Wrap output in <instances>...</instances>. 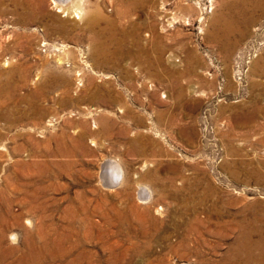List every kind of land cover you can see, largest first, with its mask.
Masks as SVG:
<instances>
[{
	"label": "rangeland",
	"instance_id": "374dc122",
	"mask_svg": "<svg viewBox=\"0 0 264 264\" xmlns=\"http://www.w3.org/2000/svg\"><path fill=\"white\" fill-rule=\"evenodd\" d=\"M83 11L0 0L4 246L24 248L28 229L81 264H239L230 252L255 219L264 239V0ZM99 34L124 58L97 53ZM112 158L127 183L110 191Z\"/></svg>",
	"mask_w": 264,
	"mask_h": 264
},
{
	"label": "bare ground",
	"instance_id": "6f19581e",
	"mask_svg": "<svg viewBox=\"0 0 264 264\" xmlns=\"http://www.w3.org/2000/svg\"><path fill=\"white\" fill-rule=\"evenodd\" d=\"M84 1L85 0H54V4H55L56 8L58 9V12L63 13L65 16H72L73 18H75L77 20H81L84 16V11H83ZM256 8L260 9V8H262V6L257 5ZM89 23L91 24V26H94L96 24V20L93 18L92 20H90ZM231 28L232 27H230V25H228L226 27V29L224 31V37L231 34V32L233 31V29H231ZM94 44H95L94 49L97 53H100L101 56L103 55L105 58L113 60V62L119 61L125 55L122 52V50L118 47L115 48L114 50L110 49L109 43H107L106 41L103 42L100 34L95 37ZM113 46H115L114 40H113ZM1 109H0V120L4 119V120L9 121L10 120L9 119L10 114L7 112H3ZM9 122L14 123L13 121H9ZM3 136H5V135H3ZM86 137H87V132L84 130L81 133V135L79 136L80 142L82 143L81 145H83V146H84V141H85ZM58 152L62 154L61 149H60V151L58 150ZM103 186H105V185H103ZM106 188L110 189V191L114 190V188H111V187H106ZM148 191L149 190L147 189V190H144V193L142 192L143 193L142 195H144L143 196L144 198H142V200L140 202L146 203L147 202L146 200H148L150 198ZM31 222L27 221V223H26V224H28L27 226H31L32 225ZM259 223L260 222L255 219V221L248 224L249 226L244 231L242 239L238 243L236 242L237 245L233 248L232 252H230L231 253L230 258H229L230 262H237L239 264H264V239L261 238L258 240H254V237H253L256 234H261L260 233L261 230L259 229V227H260ZM17 225H19V226L21 225L19 221H17ZM7 227H9V226H7V224H5V221L2 220V222L0 224V264H57L58 262L59 263L61 262V264L62 263L63 264H81V262H80L81 259L79 257H76L75 259H72V260H68L67 255L72 254L74 252L73 249H71V251L68 253L65 252V253L58 255L57 252L55 251V248H54L57 244V242L54 239L52 240V238L48 239L46 237H37L36 238L31 233L30 230L28 231V229L25 230V233H26V236L24 238L25 241L23 240L25 242L24 248H17V247H12V246L9 248H6L4 246V243H5L4 240H5V231H6ZM17 236L18 235H15V234L11 235V240L13 243L18 242ZM61 240H63V238ZM78 243H76V244H78ZM89 247H90V245H89ZM64 249H66V248H64ZM86 252H88V251L86 250ZM85 261L87 262V260H85Z\"/></svg>",
	"mask_w": 264,
	"mask_h": 264
},
{
	"label": "clouds",
	"instance_id": "9594fccd",
	"mask_svg": "<svg viewBox=\"0 0 264 264\" xmlns=\"http://www.w3.org/2000/svg\"><path fill=\"white\" fill-rule=\"evenodd\" d=\"M104 163L106 166L102 168L100 183L117 189L126 186L127 173L123 161L112 158Z\"/></svg>",
	"mask_w": 264,
	"mask_h": 264
}]
</instances>
